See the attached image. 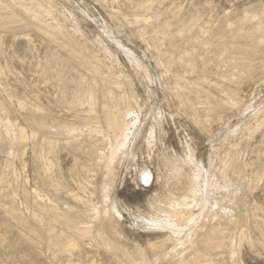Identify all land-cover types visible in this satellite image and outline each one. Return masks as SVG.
Returning a JSON list of instances; mask_svg holds the SVG:
<instances>
[{
    "label": "rangeland",
    "instance_id": "374dc122",
    "mask_svg": "<svg viewBox=\"0 0 264 264\" xmlns=\"http://www.w3.org/2000/svg\"><path fill=\"white\" fill-rule=\"evenodd\" d=\"M145 1L35 0L42 11L48 9V2L61 13L64 39L50 38L49 16L40 29L28 26L23 13L17 22L0 23V174L14 162L20 175L26 176L28 190L45 193L59 212L77 219L79 195L91 199L108 216L94 224L93 236L90 232L89 238L78 240L79 247L69 253L44 240L47 217L43 227L37 228L31 220L36 206L30 197L24 199L22 192L15 196L10 186L0 184V264H128L122 255L130 251L138 259L137 246L147 256L146 264H174L180 255L191 259L205 253L215 264H264V0H162L155 13L137 5ZM154 34L158 37L153 48L148 42ZM80 57L95 59L103 73L118 75L116 84L108 76L107 81L106 74H92ZM173 85L183 86L188 107L168 89ZM88 89L97 102L92 109L76 104ZM109 89L116 95L124 93L133 108L125 115L124 155H119L113 179L103 181L87 141L70 140L60 129L68 126L79 135L81 128L97 125L96 120L103 124L104 95ZM7 124L25 133V146L15 149L22 158L13 161L2 141ZM40 150L49 161L46 176L32 158ZM188 155L192 163L187 165L183 160ZM224 159L226 172L221 167ZM173 161L182 167L180 180L168 177ZM145 172L150 174L146 181ZM189 175L197 177L195 193L200 196L191 217L217 208L237 217V224L225 221L221 225L238 244L233 260L228 249L208 248L200 240L205 226L199 232L187 221L184 231L178 232L173 220L157 210L159 197L184 191ZM50 179L59 185L56 192L48 187ZM53 227L58 232L67 230L61 222ZM166 237L170 240L162 243ZM149 244L163 246L164 251L155 259ZM175 245L179 247L174 249ZM166 248L172 249L168 257Z\"/></svg>",
    "mask_w": 264,
    "mask_h": 264
},
{
    "label": "bare ground",
    "instance_id": "6f19581e",
    "mask_svg": "<svg viewBox=\"0 0 264 264\" xmlns=\"http://www.w3.org/2000/svg\"><path fill=\"white\" fill-rule=\"evenodd\" d=\"M35 1V0H34ZM33 0H0V23L2 22H7L8 20H10V22L13 21L17 22L16 20L18 19V15L20 14H24L27 18H28V23L27 25L32 27V28H36V29H40V27L44 24V22L46 21L45 18L47 16H49L52 19V30L53 33H51V37L52 36H61L62 38L66 36V31L64 26L60 23V17H61V13L51 4L46 2L48 9L46 11H42L35 3ZM162 2V0H148L147 2H140L137 5L141 8H144L146 10H151L152 13L159 11L160 9V3ZM1 3H4L3 5ZM135 3V2H134ZM133 3V4H134ZM137 3V2H136ZM128 6V5H127ZM133 6V5H132ZM136 6V5H134ZM133 8V7H132ZM6 9H9L10 11L7 12ZM139 9V8H138ZM174 9V8H173ZM179 9V8H178ZM142 11V10H141ZM150 11V12H151ZM138 12V11H137ZM140 12V11H139ZM146 12V11H144ZM172 13L173 10H172ZM176 13V12H175ZM131 14V13H130ZM169 14V13H168ZM140 15V14H139ZM129 16V15H128ZM173 16V15H170ZM184 16V15H183ZM171 18V17H170ZM227 19V18H226ZM45 20V21H44ZM141 20V19H138ZM147 20V19H146ZM172 20V19H171ZM21 21V19H20ZM63 21V20H62ZM143 21V20H142ZM145 21V20H144ZM149 21V20H148ZM9 22V23H10ZM19 22V20H18ZM147 22V21H146ZM8 23V25H9ZM46 23V22H45ZM49 23V22H48ZM47 23V24H48ZM145 22H143L144 24ZM168 23V22H167ZM170 23V22H169ZM6 24V23H5ZM46 24V25H47ZM146 24V23H145ZM49 25V24H48ZM166 25V24H165ZM50 26V25H49ZM29 27V28H30ZM51 27V26H50ZM66 27V26H65ZM164 27V26H163ZM44 28V27H43ZM46 28V27H45ZM146 28V26H145ZM143 29V28H141ZM139 29V30H141ZM158 29V28H157ZM161 29V26H160ZM48 30V29H47ZM46 30V31H47ZM40 31V30H39ZM44 30V32H46ZM145 31V30H144ZM159 31V30H157ZM174 31V30H173ZM52 32V31H51ZM152 32V31H151ZM154 32H156V28L154 29ZM166 32V31H165ZM172 32V31H171ZM176 32V31H175ZM180 32V31H179ZM48 34V33H45ZM69 34V32H68ZM142 35V33H140ZM164 34V33H163ZM150 35V34H149ZM152 35V34H151ZM175 35V34H174ZM251 35V34H250ZM49 36V35H48ZM47 36V37H48ZM69 36V35H68ZM71 36V35H70ZM73 37V36H72ZM157 35L154 34L151 39H149V44H151L153 46H156V42H157ZM56 38V37H55ZM68 39L70 37H67ZM64 39V38H63ZM61 39V40H63ZM143 39V38H142ZM58 40V39H57ZM60 40V39H59ZM71 40V39H69ZM54 41V40H53ZM250 41V40H249ZM60 42V41H59ZM76 42V41H75ZM168 42V41H167ZM71 43V42H70ZM159 43V42H158ZM163 43V42H162ZM190 43V42H189ZM66 44V43H65ZM69 44V43H68ZM73 44V43H71ZM191 44V43H190ZM75 46V45H73ZM158 46V45H157ZM254 46V45H253ZM71 48V46H68ZM69 48V49H70ZM77 48V47H76ZM154 48V47H153ZM161 48V47H160ZM78 49V48H77ZM157 49V48H156ZM155 49V50H156ZM71 50V49H70ZM69 50V51H70ZM74 50H76L74 48ZM73 51V49H72ZM157 51V50H156ZM81 52V51H80ZM78 52V53H80ZM223 52V51H222ZM71 53H76L71 52ZM77 53V54H78ZM165 53V52H164ZM159 54V53H158ZM69 55V54H68ZM75 55V54H73ZM82 55V53H81ZM80 55V56H81ZM95 55V53H94ZM93 55V56H94ZM156 55V54H154ZM171 55V54H170ZM169 55V56H170ZM183 55V54H182ZM84 56V55H83ZM87 56V55H86ZM85 56V57H86ZM96 56V55H95ZM192 56V55H191ZM91 57V56H90ZM199 57V56H198ZM263 57V56H262ZM73 58V57H72ZM78 58V56H77ZM75 57V59H77ZM81 58V57H80ZM94 58V57H91ZM96 58V57H95ZM99 58V57H98ZM167 58V57H166ZM165 58V59H166ZM173 58V57H172ZM264 58V57H263ZM79 59V58H78ZM77 59V60H78ZM100 59V58H99ZM164 59V58H163ZM169 60V59H168ZM193 60V59H192ZM79 61V60H78ZM98 61V60H97ZM262 61V60H261ZM174 62V61H173ZM80 63L83 66H86L89 70L94 71L92 74L94 73H99V74H106L103 73L102 71L104 69H102V71L100 70L99 64H97L95 59H89V58H81ZM166 64V63H165ZM259 64V63H258ZM167 65V64H166ZM262 65V64H261ZM264 65V64H263ZM172 66V64H171ZM190 67V66H188ZM263 67V66H262ZM85 68V67H84ZM85 68V69H87ZM169 68V67H168ZM257 68V67H256ZM260 68V67H259ZM164 69V68H163ZM1 70V69H0ZM106 70V69H105ZM108 70V69H107ZM161 70V69H160ZM190 70V69H189ZM195 70V69H194ZM199 71V70H198ZM204 71V70H203ZM260 71V70H259ZM108 72V71H106ZM118 72V71H117ZM162 73V72H161ZM165 73H167V71L165 70ZM103 75V76H104ZM90 76V75H89ZM95 76V75H94ZM93 76V77H94ZM97 76V75H96ZM100 76V75H99ZM102 76V77H103ZM107 76L111 79V82L113 84H116L117 80H118V75L116 74H111V73H107L106 74V78ZM177 76V75H176ZM92 77V78H93ZM98 77V76H97ZM164 77V76H163ZM100 78V77H99ZM105 78V79H106ZM166 78V77H165ZM175 78V77H174ZM201 78V77H200ZM84 79V78H83ZM104 79V78H102ZM172 79V78H171ZM210 79V78H209ZM198 80V79H197ZM91 81V80H90ZM102 81V80H101ZM104 81V80H103ZM106 81V80H105ZM104 81V83H105ZM108 81V78H107ZM110 81V80H109ZM88 82V80H87ZM92 82V81H91ZM95 82V80H94ZM93 82V83H94ZM119 82V81H118ZM102 83V84H104ZM189 83V82H188ZM95 84V83H94ZM107 84V83H106ZM110 84V83H109ZM120 84V83H119ZM92 85V84H91ZM112 85V84H111ZM108 85V86H111ZM89 86V85H88ZM95 87V86H94ZM102 87V85H101ZM112 87V86H111ZM183 87V86H182ZM181 87V88H182ZM199 87V86H198ZM106 88V87H105ZM114 88V87H113ZM118 88V87H117ZM177 87V86H169L168 89L179 98V101L183 104V107H188L189 106V97L186 96V94L184 93V91ZM167 89V88H166ZM106 90V89H105ZM108 90V89H107ZM110 90V89H109ZM116 90V88H115ZM80 91V90H79ZM101 91V90H100ZM117 92L121 93L120 88L118 89ZM116 92V94H117ZM124 92V91H123ZM109 92L107 91V95H104V99L107 105V110L105 112V117L103 120V124L99 125L100 120H96V124L99 125L100 128H97V125H95L94 127H88L82 129L81 128V133L78 135V133H75V129L70 128L67 126V128H62L60 129L61 132H63V134L67 135L66 137H68L70 140H77V138L82 139L87 141V145L90 149V152L92 151V159H94V161L96 160V163H98V165L100 166V171L102 173V177H103V181L105 180H111L113 179V174H114V168H115V164L117 163V160L120 158L119 155L122 152V147L125 145V141H126V127H127V116L125 117V115H127V111L130 109H132V104L131 102H129V100H127L128 98H126V96H124L123 94H118L116 95L113 92H111L108 94ZM78 94V93H77ZM76 94V95H77ZM82 95V94H81ZM173 95V96H174ZM80 96V95H79ZM98 96V95H97ZM175 96V97H176ZM191 97V96H190ZM234 97V96H233ZM78 98V97H77ZM226 98V96H225ZM99 99V98H98ZM101 99V98H100ZM132 99V98H131ZM223 99V98H222ZM77 100V99H76ZM219 100V99H218ZM227 100V99H226ZM230 100V99H229ZM95 101V96L92 93V91L90 89H88L85 94L80 97L77 101L76 104L78 105H85L87 104L88 108L92 109L91 106ZM99 101V100H98ZM132 101V100H131ZM96 102V101H95ZM179 102V103H180ZM192 102V101H191ZM232 102V101H231ZM74 103V102H73ZM134 103V101H133ZM97 104V102H96ZM99 104V103H98ZM219 104V103H218ZM228 104V101H227ZM231 104V103H230ZM75 105V104H74ZM178 105V104H177ZM181 105V104H180ZM185 105V106H184ZM220 105V104H219ZM1 106V105H0ZM72 106V105H71ZM86 106V105H85ZM86 106V108H87ZM80 107V106H79ZM132 107V108H131ZM196 107V106H195ZM1 108V107H0ZM38 108V107H37ZM84 108V107H82ZM190 108V107H189ZM95 110V109H94ZM93 110V111H94ZM3 111V109H2ZM6 111V109H5ZM92 111V110H91ZM92 111V112H93ZM98 111V110H97ZM95 113V112H94ZM192 113V112H191ZM189 114V113H188ZM34 116V115H33ZM93 116V115H92ZM191 116V115H190ZM98 117V116H97ZM96 117V118H97ZM8 118V117H7ZM31 118V117H30ZM196 120V117H193ZM208 118V117H207ZM3 119V117H2ZM91 119V118H90ZM94 120V121H95ZM33 121V120H31ZM38 121V120H37ZM92 121V120H91ZM102 121V119H101ZM207 121V120H206ZM7 122V121H6ZM261 122V121H260ZM59 123V122H58ZM87 123L90 124V122L87 121ZM93 123V122H92ZM197 123V122H196ZM129 124V123H128ZM33 125L37 126L38 123H34ZM40 125V124H39ZM38 125V127H39ZM86 125V124H85ZM45 126V125H43ZM55 126V125H54ZM90 126V125H89ZM37 127V128H38ZM79 127V126H77ZM82 127V126H81ZM131 127V126H130ZM42 128V126H41ZM44 129V128H43ZM56 129V128H55ZM54 129V130H55ZM59 129V128H58ZM78 129V128H77ZM76 129V130H77ZM5 130V129H4ZM60 130H56V131H60ZM34 131V130H33ZM37 131V130H36ZM79 131V130H78ZM1 132V131H0ZM5 135L2 133L3 138L2 141L8 146L9 148V154L11 157V161H13L14 159H20L22 157H20L16 152V148L19 146H25L24 141H25V133L23 130H21L20 128H17V126L14 125H8L6 126V130L4 131ZM45 132V131H44ZM77 132V131H76ZM128 132V131H127ZM34 137V140H33ZM32 140L35 141V132L32 134ZM37 138V136H36ZM68 140V139H67ZM30 141V140H29ZM40 141V140H39ZM73 141V143H74ZM79 140H77L78 142ZM76 142V143H77ZM84 142V141H83ZM3 143V144H4ZM41 143V142H40ZM69 143V142H68ZM67 143V144H68ZM81 143V142H79ZM39 145V143H37ZM57 144V143H56ZM80 145V144H79ZM49 146L53 148V142L50 141L49 142ZM57 146V145H56ZM72 146V145H71ZM78 146V145H77ZM2 147V146H1ZM86 147V146H85ZM41 149V148H40ZM86 149V148H85ZM7 150V149H6ZM39 150V149H38ZM82 150V149H81ZM84 150V149H83ZM124 150V149H123ZM25 151V149H24ZM34 151V150H33ZM37 151V150H36ZM34 151V152H36ZM89 152V153H90ZM24 153V152H23ZM8 154V155H9ZM35 154V153H34ZM123 154V152H122ZM218 154V153H217ZM124 155V154H123ZM230 155V154H228ZM227 155V156H228ZM189 156V155H188ZM187 158H185L183 160V162L185 164H190L191 162V157L189 156ZM222 156V155H221ZM226 156V155H225ZM35 157V158H34ZM89 157V156H88ZM230 157V156H229ZM34 160H36L37 165L40 169V173L42 172L43 174L49 175V161L47 159V157L45 156L43 150H40L39 153L33 157ZM179 160V159H178ZM181 160V159H180ZM119 162V161H118ZM226 162L227 160L224 159L222 162L221 167L224 169L226 168ZM235 162V161H234ZM238 162V161H237ZM35 163V162H34ZM228 163V162H227ZM95 164V163H94ZM182 164V163H181ZM237 164V163H236ZM96 165V166H98ZM2 166V165H1ZM218 166V165H217ZM216 166V167H217ZM82 167V166H81ZM218 168V167H217ZM219 169L220 171H223V169ZM24 169V166L23 168ZM90 169V168H88ZM239 169V168H238ZM78 170V169H77ZM92 170V169H91ZM196 170V169H195ZM216 170V169H215ZM228 170V169H227ZM245 170V169H244ZM3 171V170H1ZM23 171V170H22ZM36 171V170H35ZM182 167L179 166V164H177L176 162L173 161V164L170 168V172L168 174V177L172 178V179H177L180 180L184 177L183 172H182ZM225 171V169H224ZM78 172V171H77ZM226 172V171H225ZM22 173V172H21ZM185 173V172H184ZM194 173V172H193ZM192 173V174H193ZM245 173V172H244ZM191 174V175H192ZM224 174V173H222ZM80 175V174H79ZM144 179L143 180H148V178H150V174L148 172H145L144 174ZM243 175V174H242ZM40 176V175H39ZM190 176V175H189ZM198 176V175H197ZM237 176V175H236ZM26 176L22 177L20 175V172L15 169L14 167V162H9L8 164H6V168L4 169V171L0 174V184L1 187L4 185H8L10 186V190L13 192V194L15 196H19V193L22 192L23 198L24 199H28L30 197V202H33L36 206L35 211L31 214V220L34 221L35 225H37L36 227H43V220L44 217H47V226L46 229L43 228L44 230H46V235L44 236V240L47 242L48 245H55V246H60L62 248V250H66L69 251V253H72V249H74L76 246H78V240H83V238L85 239V237H87V235L91 232V229H95L97 228L94 224L100 220L103 219H107V213L105 211H103V209H96V207L94 206V202L91 199H87V200H83L81 196L77 195L78 198L76 200L79 201L80 205V209L78 208V210L76 208H74V211L76 209V211L79 213L78 214V218L74 219L71 218L68 214L66 213H61L58 210V206H54L52 204V200L51 198H49L47 195H45V193H40V191H38L36 188H33L31 191L28 190V180L27 178H25ZM51 177V176H50ZM225 177V176H224ZM49 179V177H48ZM196 179L197 177L195 175H193L192 177H186V186L187 188L184 191H181L179 193L176 194H172L171 196H169V198H164L160 200L159 197V201L156 202V208L159 211V213L164 214L163 216L166 218L173 220V226L174 229H176L178 232H183L185 227H186V222H188V224H193V228H198V231L200 232L202 229L201 227H204V233L200 236V240L205 242V244L207 245L208 248H212V249H216V248H226L230 251V256L229 259L233 260L234 259V254H235V250H236V246L238 244H236V239L232 238L234 237V235L230 238L227 237L226 232L222 230L221 225L223 224V222L227 221L230 223H234L237 220V217L235 215H230L227 216V214L225 213V211L220 208V209H216V210H210L205 212L204 210H201L199 212H197L198 214L195 217H191V213L194 211L193 207H194V201H197L198 198V194L195 193V188H196ZM222 179V178H221ZM233 179V178H232ZM54 179H50V185L48 186L49 189L51 188L52 190H58L59 189V185L55 182ZM185 180V179H184ZM40 181V180H39ZM46 182V181H43ZM111 182V181H109ZM224 182V181H223ZM198 183V182H197ZM230 183V182H229ZM245 183V182H244ZM38 184V183H37ZM49 184V183H48ZM106 184V183H104ZM104 184H102L104 186ZM231 184V183H230ZM44 185V184H43ZM80 185V183H79ZM41 186V185H39ZM33 187V186H32ZM106 187V186H105ZM225 187V186H224ZM5 188V187H4ZM45 188V187H44ZM103 188V187H102ZM249 189V188H248ZM171 190V189H170ZM11 192V193H12ZM49 192V191H48ZM56 192V191H55ZM21 193V194H22ZM53 193V192H52ZM166 193V192H165ZM51 194V193H50ZM57 194V193H56ZM12 195V194H11ZM200 195V193H199ZM14 196V197H15ZM21 196V195H20ZM13 197V198H14ZM86 197V196H85ZM162 198V196H161ZM32 199V201H31ZM200 199V198H199ZM158 200V199H157ZM221 201V200H220ZM29 202V201H28ZM223 202V201H221ZM24 203V202H23ZM26 203V202H25ZM75 203V202H74ZM29 205V203H28ZM78 205V203L76 204ZM223 205V204H222ZM264 205V204H263ZM34 207V205H31ZM73 206V205H72ZM198 206V205H197ZM244 206V204H243ZM25 207V204H24ZM30 207V206H29ZM68 207V206H67ZM71 207V206H70ZM152 207V205H151ZM263 207V206H262ZM261 207V208H262ZM26 208V207H25ZM24 208V209H25ZM35 208V207H34ZM204 208V207H203ZM4 209V208H3ZM11 209V208H10ZM31 209V208H30ZM64 209V208H63ZM197 209V208H196ZM202 209V208H200ZM72 210V209H71ZM13 211V210H12ZM32 211V210H31ZM231 212V210H229ZM19 212V211H18ZM28 212V210H27ZM229 212V213H230ZM11 213V212H10ZM74 213V212H73ZM20 214V213H19ZM75 214V213H74ZM11 216H13L11 214ZM21 220H24L25 217L23 214L18 215ZM28 216V215H27ZM162 216V215H161ZM239 216V215H238ZM247 217V215H246ZM18 218V217H17ZM166 218V219H167ZM14 219V218H13ZM29 219V218H28ZM191 219V220H190ZM242 219V218H241ZM20 221V219H18ZM104 220V221H105ZM108 220V219H107ZM46 221V219L44 220ZM164 221V220H163ZM239 221V220H238ZM256 221V220H255ZM262 221V220H261ZM22 222V221H21ZM25 222V220H24ZM55 222H61L64 223L67 227V230L64 232H58L57 230L54 229L53 227V223L55 224ZM242 222V221H241ZM33 223V222H32ZM105 223V222H104ZM164 223V222H163ZM101 224V223H100ZM237 224V222H236ZM246 224V223H245ZM60 225V224H59ZM97 225V224H96ZM106 225V224H105ZM164 225V224H163ZM172 226V224H170ZM231 225V224H230ZM34 226V225H33ZM201 226V227H200ZM236 226V225H235ZM256 226V225H255ZM254 226V227H255ZM258 226V225H257ZM99 227V226H98ZM189 227V226H188ZM200 227V228H199ZM224 228V226H223ZM250 228V227H249ZM35 228H32V230ZM65 229V228H64ZM227 229V228H226ZM231 229V228H230ZM31 230V231H32ZM39 230V229H37ZM36 230V231H37ZM35 231V230H34ZM101 231V230H100ZM40 232V231H39ZM38 232V234H39ZM45 232V231H44ZM98 232V231H97ZM176 232V231H175ZM203 232V230H202ZM236 232V231H235ZM240 232V231H237ZM32 233V232H31ZM101 233V232H100ZM99 233V234H100ZM113 233V232H112ZM262 233V232H259ZM34 235V233H32ZM41 234V232H40ZM39 234V236H40ZM98 234V233H97ZM102 234V233H101ZM92 235V232H91ZM196 235V234H195ZM232 235V234H231ZM38 236V237H39ZM90 236V235H88ZM93 236V235H92ZM263 236V235H262ZM36 237V236H34ZM43 237V236H42ZM196 237V236H194ZM193 237V238H194ZM37 238V237H36ZM41 238V236H40ZM89 238V237H87ZM189 239V237H187ZM238 238H241V235L239 234ZM94 239V238H93ZM97 239V237H96ZM166 240H162V243L170 240L169 237L165 238ZM179 239V238H178ZM192 239V238H190ZM36 240V239H35ZM40 240V239H39ZM38 240V241H39ZM43 240V239H42ZM102 240V238H101ZM104 240V239H103ZM245 240V239H244ZM44 241V243H45ZM80 241V242H81ZM99 241V239H98ZM107 241V240H106ZM104 241V242H106ZM173 241V240H171ZM193 241V240H192ZM198 241V240H197ZM79 242V243H80ZM161 242V241H160ZM170 242V241H169ZM189 242V241H186ZM90 243V242H89ZM200 243V242H199ZM239 243V242H238ZM101 244V243H100ZM177 244V243H175ZM204 244V243H203ZM250 244V243H249ZM102 245H104L102 243ZM107 245H109L107 243ZM106 245V246H107ZM155 245V244H154ZM153 244H149V247L152 249V253H153V257L156 259L157 256L159 255L158 253L161 252V250L164 248L163 246L160 247H155ZM180 245V244H179ZM179 245H175L173 246V248L175 249L176 247H179ZM192 245V244H191ZM116 246V245H115ZM172 246V245H171ZM181 246V245H180ZM193 246V245H192ZM79 247V246H78ZM59 248V247H58ZM72 248V249H71ZM111 248V247H110ZM119 248V247H118ZM56 249V248H55ZM116 249V248H115ZM167 249V248H166ZM207 249V248H206ZM210 249V250H212ZM121 250V249H120ZM125 250V249H124ZM209 250V249H208ZM72 251V252H70ZM136 251L138 252L137 254H139V258L135 259L132 254L129 252H124V254L122 256H124V259L126 262H128V264H146V255L143 252V249H141L140 247H136ZM183 251V250H182ZM191 251V250H190ZM215 251V250H214ZM222 252V251H221ZM172 253V249H167L165 250L164 254L166 257L170 256ZM199 253V252H198ZM238 253V252H237ZM56 254V253H55ZM63 254V253H62ZM163 254V252L161 253ZM195 254V252H194ZM192 254V255H194ZM201 254V253H200ZM206 254V253H205ZM201 255V256H197L191 259H186L183 256L181 257V255L179 256L180 258H178V260L175 261L174 264H215V261L213 258L207 256L206 255ZM178 255V254H177ZM196 256V254H195ZM136 257V256H135ZM165 259V258H164ZM154 261V260H153ZM167 262V261H166ZM169 262V261H168ZM235 262V261H234Z\"/></svg>",
    "mask_w": 264,
    "mask_h": 264
},
{
    "label": "built area",
    "instance_id": "2783aa9c",
    "mask_svg": "<svg viewBox=\"0 0 264 264\" xmlns=\"http://www.w3.org/2000/svg\"><path fill=\"white\" fill-rule=\"evenodd\" d=\"M147 185V184H146Z\"/></svg>",
    "mask_w": 264,
    "mask_h": 264
}]
</instances>
